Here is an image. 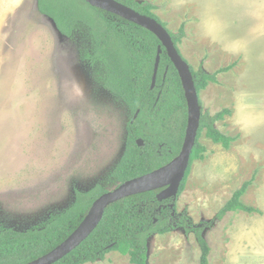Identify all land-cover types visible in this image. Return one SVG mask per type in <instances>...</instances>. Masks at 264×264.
<instances>
[{"label":"rangeland","instance_id":"obj_1","mask_svg":"<svg viewBox=\"0 0 264 264\" xmlns=\"http://www.w3.org/2000/svg\"><path fill=\"white\" fill-rule=\"evenodd\" d=\"M146 1L169 31L183 26L178 47L190 66L217 73L200 92L203 111L229 108L215 125L236 137L225 148L202 132L205 151L191 165L175 212L207 224L211 264H264V0ZM88 67L37 0L0 24V229L45 227L122 157L132 114ZM247 181L242 201L259 211L219 219ZM200 256L195 234L183 227L149 242L148 264H200ZM85 264L132 263L110 251Z\"/></svg>","mask_w":264,"mask_h":264},{"label":"trees","instance_id":"obj_2","mask_svg":"<svg viewBox=\"0 0 264 264\" xmlns=\"http://www.w3.org/2000/svg\"><path fill=\"white\" fill-rule=\"evenodd\" d=\"M117 1L155 18L167 28V24L153 11L157 8L155 4L146 0ZM37 9L50 17L58 30L75 43L80 58L88 63L92 79L114 94L132 117L127 123L125 151L102 183L89 191H77L75 201L43 228L26 231L0 229V264H26L56 248L79 227L95 200L103 193L158 169L179 155L187 128L188 106L179 72L154 33L85 0H37ZM169 32L180 51L178 43L184 36L183 26L176 34ZM160 46L162 53L157 82L152 88ZM191 70L199 95L210 82H217V73L195 71L192 66ZM200 104L202 115L198 137L179 195L185 188L193 161L205 151L199 142L203 131L213 142L225 148H230L236 139L215 125L231 114L229 108L211 115L203 111L201 99ZM139 139H143V145H139ZM250 183L247 181L234 191L218 212L219 219L228 212L259 211L242 201ZM164 189L135 194L110 204L90 236L54 264L95 262L110 251L128 255L132 264H148L152 236L180 227L195 234L201 248L200 264H211L212 249L204 236L207 224L194 225L186 212L176 213L177 198L160 200L159 194Z\"/></svg>","mask_w":264,"mask_h":264},{"label":"water","instance_id":"obj_3","mask_svg":"<svg viewBox=\"0 0 264 264\" xmlns=\"http://www.w3.org/2000/svg\"><path fill=\"white\" fill-rule=\"evenodd\" d=\"M85 1L93 6L112 12L131 22L143 26L160 39L162 46L166 48L168 56L179 72L183 89L185 91L188 106L185 139L179 155L169 163L151 172L129 179L112 190L103 193L95 200L89 213L79 227L64 242L47 254L26 264H54L64 258L85 241L97 228L104 217L106 208L110 204L123 198L164 187L165 189L159 194L160 200L177 198L190 166L191 155L198 137L202 115L200 95L195 85L191 66L178 50L169 30L155 18L142 14L117 0ZM161 53L162 48L160 46L154 67L152 88L156 86ZM138 143L139 145H143V139H139Z\"/></svg>","mask_w":264,"mask_h":264},{"label":"crops","instance_id":"obj_4","mask_svg":"<svg viewBox=\"0 0 264 264\" xmlns=\"http://www.w3.org/2000/svg\"><path fill=\"white\" fill-rule=\"evenodd\" d=\"M28 0H0V24L7 23L9 18L26 4Z\"/></svg>","mask_w":264,"mask_h":264},{"label":"flooded vegetation","instance_id":"obj_5","mask_svg":"<svg viewBox=\"0 0 264 264\" xmlns=\"http://www.w3.org/2000/svg\"><path fill=\"white\" fill-rule=\"evenodd\" d=\"M103 89H105V88H103ZM107 90V89H106ZM111 93V92H110ZM137 116V115H136ZM144 144V143H143Z\"/></svg>","mask_w":264,"mask_h":264}]
</instances>
